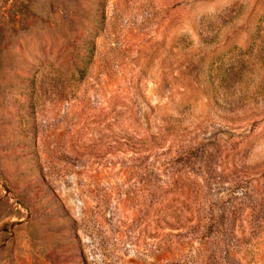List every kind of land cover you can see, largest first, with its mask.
<instances>
[{
    "label": "rangeland",
    "instance_id": "obj_1",
    "mask_svg": "<svg viewBox=\"0 0 264 264\" xmlns=\"http://www.w3.org/2000/svg\"><path fill=\"white\" fill-rule=\"evenodd\" d=\"M0 264H264V0H0Z\"/></svg>",
    "mask_w": 264,
    "mask_h": 264
}]
</instances>
